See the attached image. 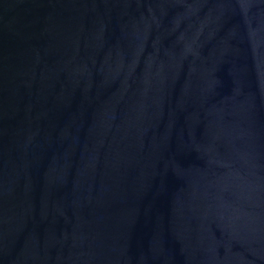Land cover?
Listing matches in <instances>:
<instances>
[{
	"label": "water",
	"instance_id": "obj_1",
	"mask_svg": "<svg viewBox=\"0 0 264 264\" xmlns=\"http://www.w3.org/2000/svg\"><path fill=\"white\" fill-rule=\"evenodd\" d=\"M0 264H264V0H0Z\"/></svg>",
	"mask_w": 264,
	"mask_h": 264
}]
</instances>
